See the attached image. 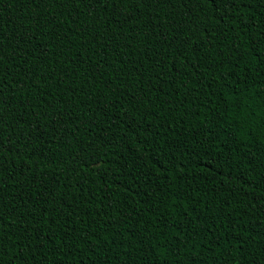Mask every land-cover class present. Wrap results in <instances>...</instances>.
Masks as SVG:
<instances>
[{
    "label": "trees",
    "instance_id": "trees-1",
    "mask_svg": "<svg viewBox=\"0 0 264 264\" xmlns=\"http://www.w3.org/2000/svg\"><path fill=\"white\" fill-rule=\"evenodd\" d=\"M0 264H264V0H0Z\"/></svg>",
    "mask_w": 264,
    "mask_h": 264
}]
</instances>
